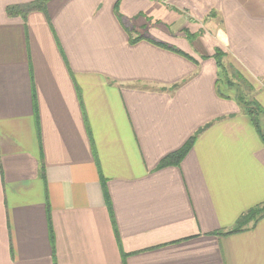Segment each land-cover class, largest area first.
Listing matches in <instances>:
<instances>
[{
    "label": "crops",
    "instance_id": "1",
    "mask_svg": "<svg viewBox=\"0 0 264 264\" xmlns=\"http://www.w3.org/2000/svg\"><path fill=\"white\" fill-rule=\"evenodd\" d=\"M35 1L0 0V264H264V219L215 234L264 203V143L218 95L212 58L221 49L264 109V0H47L8 15Z\"/></svg>",
    "mask_w": 264,
    "mask_h": 264
},
{
    "label": "trees",
    "instance_id": "2",
    "mask_svg": "<svg viewBox=\"0 0 264 264\" xmlns=\"http://www.w3.org/2000/svg\"><path fill=\"white\" fill-rule=\"evenodd\" d=\"M47 0H36L34 3L24 6H17L8 8L7 12L10 16L22 15L26 17L33 10L46 11ZM116 15L120 21L123 20V16L119 12V4H116ZM217 14V13H216ZM215 16L214 12H211L209 17ZM130 34L131 43H135L137 40H141L142 37L133 38V32H128ZM188 40L194 42L202 33L192 35L189 31L186 33ZM148 41L154 45L164 48L168 51L174 52L181 55L187 59L194 60L191 56L180 50L179 48L172 46L167 43L159 42L150 38H146ZM226 54L219 48L216 49L212 58L215 60L218 69V79L216 83V88L218 95L222 98L233 99L240 106L243 113H245L252 121L256 131L258 132L260 138L264 143V109L263 107L251 96V92L254 89L252 82L234 65L226 62ZM203 59L210 58L208 55H203ZM195 61V60H194ZM179 85H175L176 89ZM207 127L198 131L194 136H192L188 142L178 151L168 155L158 166V169H162L168 166H180L183 159L186 157L188 152L193 148L198 136ZM40 172L42 176L45 175L44 166H41ZM107 198V197H106ZM48 212L50 210L49 199H46ZM108 209L111 211V204L109 198H107ZM264 219V205H257L244 214H242L236 221L235 225L227 231H218L215 233L218 236H229L237 233H241L250 230ZM117 238L118 234L116 232ZM50 238L51 241L54 240V232L50 227Z\"/></svg>",
    "mask_w": 264,
    "mask_h": 264
},
{
    "label": "rangeland",
    "instance_id": "3",
    "mask_svg": "<svg viewBox=\"0 0 264 264\" xmlns=\"http://www.w3.org/2000/svg\"><path fill=\"white\" fill-rule=\"evenodd\" d=\"M30 20H31V24H33V27H34V33L35 34H39L43 38H45L46 32L43 30L44 25H43L42 21H40L39 18H36L35 16H33ZM43 42H44V45H46V40L45 39H43ZM50 61H51V58L49 56L48 57H44V62L45 63L46 62H50ZM261 205H264V203L261 204Z\"/></svg>",
    "mask_w": 264,
    "mask_h": 264
}]
</instances>
